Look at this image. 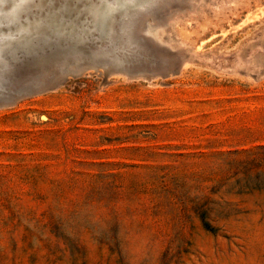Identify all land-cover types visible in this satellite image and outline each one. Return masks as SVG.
<instances>
[{
  "label": "rangeland",
  "instance_id": "rangeland-1",
  "mask_svg": "<svg viewBox=\"0 0 264 264\" xmlns=\"http://www.w3.org/2000/svg\"><path fill=\"white\" fill-rule=\"evenodd\" d=\"M154 27L177 72L0 105V264H264V0Z\"/></svg>",
  "mask_w": 264,
  "mask_h": 264
},
{
  "label": "water",
  "instance_id": "water-1",
  "mask_svg": "<svg viewBox=\"0 0 264 264\" xmlns=\"http://www.w3.org/2000/svg\"><path fill=\"white\" fill-rule=\"evenodd\" d=\"M173 1L0 0V105L87 68L130 77L177 72L182 60L167 61L153 33L188 4Z\"/></svg>",
  "mask_w": 264,
  "mask_h": 264
},
{
  "label": "snow or ice",
  "instance_id": "snow-or-ice-1",
  "mask_svg": "<svg viewBox=\"0 0 264 264\" xmlns=\"http://www.w3.org/2000/svg\"><path fill=\"white\" fill-rule=\"evenodd\" d=\"M102 2H106V0H102Z\"/></svg>",
  "mask_w": 264,
  "mask_h": 264
}]
</instances>
